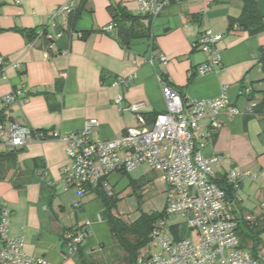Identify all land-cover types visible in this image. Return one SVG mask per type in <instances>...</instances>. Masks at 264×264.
Here are the masks:
<instances>
[{
  "label": "crops",
  "instance_id": "crops-1",
  "mask_svg": "<svg viewBox=\"0 0 264 264\" xmlns=\"http://www.w3.org/2000/svg\"><path fill=\"white\" fill-rule=\"evenodd\" d=\"M66 1L0 0V56L7 63L5 70L0 66V98L16 88H29V94L11 105L12 118L46 134L81 132L87 120L96 118L99 125L93 128V135L111 140L140 125L135 113L121 111L114 104L119 95L124 96V105L144 102L143 111L151 116L166 110L163 85H171L187 100L215 98L227 85L231 104L242 114L231 115L228 108L222 112L220 126L211 129L205 153L223 158L216 180L225 179L231 168L256 174L255 180L246 177L242 181L234 204L246 219L261 216L264 114L247 113L248 101L240 91L252 86L261 98L264 70L259 57L264 31L250 34L238 26L229 28V19L240 16L243 0H182L165 7L155 20L140 15L133 26L141 35L129 46L120 41L117 29L105 33L102 28L116 22L119 7L138 16L136 0H76L74 25L70 26L72 15L63 13L57 19L61 33L56 34L52 46L44 40L30 46L25 31L46 26L51 12ZM258 7L264 14V0H258ZM207 29L223 34L218 43L222 62L216 72L201 75L198 68L209 55L194 44ZM49 31L56 33V29ZM85 31L90 34L83 39ZM160 53L165 54L167 63L159 59ZM115 76L134 78L122 88L112 84ZM201 127L207 129L209 121L203 119ZM3 150L0 146V152ZM19 150L18 167L0 180V209L11 210V233L24 237L25 250L59 263L65 232L87 222L90 233L83 249L108 246L110 229L99 194L92 191L80 197L63 180V170L70 164L66 144L60 139L33 136ZM33 158H43L47 169L43 183L48 189L43 195L39 174L31 164ZM18 175L20 181L27 182L23 189L14 186ZM119 178L118 174L112 176L116 183ZM61 182L66 191L63 197L56 191ZM120 189L117 187L118 192ZM261 239L255 255L264 256V232Z\"/></svg>",
  "mask_w": 264,
  "mask_h": 264
},
{
  "label": "built area",
  "instance_id": "built-area-1",
  "mask_svg": "<svg viewBox=\"0 0 264 264\" xmlns=\"http://www.w3.org/2000/svg\"><path fill=\"white\" fill-rule=\"evenodd\" d=\"M136 1L138 14L155 20L165 7L182 0ZM20 2L22 0H17V3ZM75 9L76 0H67L55 8L48 16L47 25L36 30L29 45L34 46L39 40H44L46 35L55 38L57 33L49 29L57 27V19L61 14H71ZM116 27V22H111L102 31L111 33ZM222 36L207 29L195 42V48L209 55L207 61L199 66L201 75L216 72L220 66L222 55L218 43ZM52 43L48 46L51 47ZM46 55H49L48 51ZM158 57L167 63L165 54L160 53ZM6 64L5 58L0 56L3 70ZM133 78L115 76L112 84L126 88ZM227 89V85L222 86L220 94L215 98L191 99L187 107L177 89L168 84L163 85L166 110L151 120H148L143 111L144 102L124 105V96L119 95L114 104L121 111L135 113L140 125L127 128L120 137L102 140L93 135V128L99 125L96 118L87 120L81 132L54 131L51 134L19 123L12 118L10 107L29 94L28 87H19L0 98V146L22 148L33 136L40 140H62L70 158V164L63 170L62 177L68 187L76 189L80 197L97 189L108 197L116 196L117 183L112 180V176L118 174L122 177L143 164H147L153 172L159 171L167 184L165 214L185 217V225L181 229L185 236H180L177 224L174 230L170 229L174 236H168L164 232L167 227L166 219H159L151 233L153 241H156V249L148 260L141 259L140 264L144 261L146 264H264L263 255H254L242 246L234 202L216 182L215 176L217 168L222 165V156L205 153L211 139V129L220 126L219 117L225 108L229 109L231 115L242 114L231 104ZM240 95L247 99V113L251 114L258 102L253 87H243ZM203 119L209 121L207 129L201 127ZM38 174L43 182L47 169L39 170ZM246 177L255 180L256 174L231 168L226 179L238 189ZM75 205L78 206L79 203ZM261 210L264 214V199ZM10 218L11 210L2 207L0 264H70L90 233V222L84 224V228L67 230L63 237V259L59 263H51L44 257L25 250L24 237L11 233Z\"/></svg>",
  "mask_w": 264,
  "mask_h": 264
},
{
  "label": "trees",
  "instance_id": "trees-1",
  "mask_svg": "<svg viewBox=\"0 0 264 264\" xmlns=\"http://www.w3.org/2000/svg\"><path fill=\"white\" fill-rule=\"evenodd\" d=\"M77 13L76 7L71 14H68L70 16L72 15L70 18V26L74 25L78 16ZM139 18L140 14L138 16H133L120 7L117 9L115 13V20L117 24L116 29L118 37L124 45L129 46L134 38L141 35L133 26V23L137 22ZM128 20L131 21L132 24H128L126 22ZM235 26H238L250 34H259L264 31V14L258 7V0H243V8L240 16L229 19V28L233 29ZM55 29L56 33H61L58 26ZM0 31H3V29L0 28ZM25 32L29 36V42L33 40L36 30L30 29ZM89 34L90 31H85L81 34V38L85 39ZM44 41L47 45H49L54 42V38H49L48 35H46ZM259 63L262 65L264 70V48L261 50ZM262 81L264 82V77ZM256 92L258 91L254 89L255 95ZM260 93L261 98L258 99L257 106L251 113L252 115L264 114V89L260 90ZM184 101L187 106L189 101L185 97ZM156 115L150 116L146 114L148 120L153 119ZM3 149L4 150L0 152V180L6 179L9 171L18 167V154L20 152L19 148L3 147ZM31 164L34 166L37 173L39 170L46 169L43 158H33L31 160ZM145 180L140 181L145 182ZM140 181L137 182L136 180H132V183L139 185V183H141ZM216 182L222 186L223 189H225L228 198L234 202L235 192L237 189H235V187L227 181L226 177L222 180H216ZM13 183L17 189H23L27 184V182L19 180V175L15 178ZM39 183H41L43 195L47 192L48 185L40 181V175ZM96 192L99 194V197L102 199L105 206L103 216L109 225L112 242L108 246L101 244L97 248H93L90 251H85L83 246H81L78 254H76L72 262L76 261L77 264H140L141 259L148 260L150 258V254L152 253L151 243H153V239L151 237V233L154 231L156 222L159 219H166L167 215L165 214V210L163 213L141 215L137 219L127 222L120 216L115 215L113 212L114 207L119 201L118 193L114 197H108L100 189H97ZM234 212L236 213V218L238 220L237 230L241 238L242 246L246 249L250 247L247 250L253 252L255 255L256 250L262 242L261 234L264 232V214L261 210V216L256 218L250 217L249 219L247 217L246 219L245 217H242L241 214L237 213L235 204ZM84 227H86V225L72 227L68 230ZM176 227L177 225L174 224L170 226V229L174 230ZM176 229L181 234L180 236H185V233H182L181 229H178V227ZM178 232L175 233L179 234Z\"/></svg>",
  "mask_w": 264,
  "mask_h": 264
},
{
  "label": "rangeland",
  "instance_id": "rangeland-1",
  "mask_svg": "<svg viewBox=\"0 0 264 264\" xmlns=\"http://www.w3.org/2000/svg\"><path fill=\"white\" fill-rule=\"evenodd\" d=\"M120 177V176H119ZM121 178V179H120ZM117 180V187L120 189L118 192L119 201L114 207L113 212L115 215L120 216L127 222L137 219L141 215H152L154 213H163L166 202L167 184L161 178L159 171L153 172L147 164H143L137 169L125 174ZM146 179V180H145ZM132 180L145 182L135 185ZM64 183H60L57 187V193L63 197L66 194L64 191ZM185 217L179 214H172L166 217L167 227L164 232L173 237L170 226L177 224L178 229H182L185 225ZM89 235V234H88ZM87 238V237H86ZM107 245L112 242L110 232V239L106 240ZM151 251L156 249V241L151 243ZM70 264H77L76 261ZM141 264H146L144 261Z\"/></svg>",
  "mask_w": 264,
  "mask_h": 264
},
{
  "label": "bare ground",
  "instance_id": "bare-ground-1",
  "mask_svg": "<svg viewBox=\"0 0 264 264\" xmlns=\"http://www.w3.org/2000/svg\"><path fill=\"white\" fill-rule=\"evenodd\" d=\"M215 33H216V32H215ZM222 35H223V34H222ZM199 37H200V36H199ZM222 38H223V36H222ZM198 39H199V38H198ZM198 39H197V40H198ZM197 40H196V42H197ZM219 42H220V41H219ZM196 49H197V48H196ZM199 50H200V49H199ZM201 51H202V50H201ZM203 52H204V51H203ZM205 53H206V52H205ZM221 62H222V61H221ZM220 67H221V64H220V66L218 67V69H219ZM218 69H217V70H218ZM198 71H199V68H198ZM188 101H189V100H188ZM184 102H185V101H184ZM187 107H188V106H187ZM225 109H226V108H225Z\"/></svg>",
  "mask_w": 264,
  "mask_h": 264
}]
</instances>
